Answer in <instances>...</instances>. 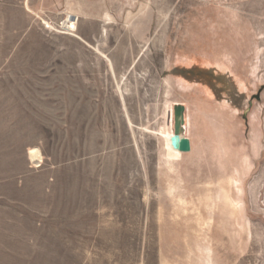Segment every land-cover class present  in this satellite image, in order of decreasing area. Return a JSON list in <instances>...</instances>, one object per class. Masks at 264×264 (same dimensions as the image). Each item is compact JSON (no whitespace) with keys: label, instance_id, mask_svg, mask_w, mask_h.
I'll return each mask as SVG.
<instances>
[{"label":"rangeland","instance_id":"1","mask_svg":"<svg viewBox=\"0 0 264 264\" xmlns=\"http://www.w3.org/2000/svg\"><path fill=\"white\" fill-rule=\"evenodd\" d=\"M0 264H264V0H0Z\"/></svg>","mask_w":264,"mask_h":264},{"label":"water","instance_id":"2","mask_svg":"<svg viewBox=\"0 0 264 264\" xmlns=\"http://www.w3.org/2000/svg\"><path fill=\"white\" fill-rule=\"evenodd\" d=\"M174 112V134L171 138L172 144L182 153L190 151L192 148V141L186 134V108L182 103H175L173 106Z\"/></svg>","mask_w":264,"mask_h":264},{"label":"bare ground","instance_id":"3","mask_svg":"<svg viewBox=\"0 0 264 264\" xmlns=\"http://www.w3.org/2000/svg\"><path fill=\"white\" fill-rule=\"evenodd\" d=\"M62 26L65 27L66 29L67 28L68 29H71L70 27L73 26V21H72L71 15L67 14V16L62 21ZM170 112H172V119H171L172 134L171 135H173L174 134V129H173V127H174L173 126V121H174L173 120V114H174V112H173V108H172V111H170ZM185 126H186V133H187V131L190 128V119L187 116H186V124H185ZM29 153L31 154V156H34V157H32V159H34L35 157H37L39 159V161L35 160V162H37L35 164H37V165L38 164H41L42 159H41V156H40V153H39V149L38 148L31 147L29 149Z\"/></svg>","mask_w":264,"mask_h":264}]
</instances>
